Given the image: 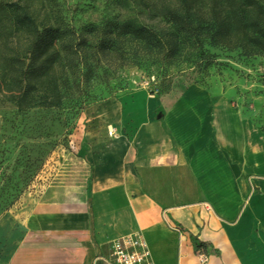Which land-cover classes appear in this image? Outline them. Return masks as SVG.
Returning <instances> with one entry per match:
<instances>
[{"label":"crops","instance_id":"0c3cea01","mask_svg":"<svg viewBox=\"0 0 264 264\" xmlns=\"http://www.w3.org/2000/svg\"><path fill=\"white\" fill-rule=\"evenodd\" d=\"M74 137L87 177L0 214V264H95L129 234L155 264H264V131L224 90L136 87Z\"/></svg>","mask_w":264,"mask_h":264},{"label":"rangeland","instance_id":"374dc122","mask_svg":"<svg viewBox=\"0 0 264 264\" xmlns=\"http://www.w3.org/2000/svg\"><path fill=\"white\" fill-rule=\"evenodd\" d=\"M9 1L26 5L41 25H68L85 37L88 45L82 63L92 69V75L86 81L85 69L71 73L70 86L82 82V90L61 107H36L19 113L17 106L0 94V214L20 206L31 193L42 195L59 184L74 185L78 174L87 177L85 167L79 168L83 153L74 137L81 120L89 107L136 87L158 95L183 92L192 84L222 89L264 131V56L209 47L218 55L219 64L202 72L172 67L171 89L161 92L148 70L131 64L126 46L113 52L101 41L116 23L126 20L152 27L163 25L159 16L147 13L143 0ZM86 93L91 98L88 106L81 108Z\"/></svg>","mask_w":264,"mask_h":264},{"label":"trees","instance_id":"16d2710c","mask_svg":"<svg viewBox=\"0 0 264 264\" xmlns=\"http://www.w3.org/2000/svg\"><path fill=\"white\" fill-rule=\"evenodd\" d=\"M143 6L164 24L126 20L101 41L113 52L126 46L131 64L148 70L161 92L171 89L172 67L202 72L219 64L209 47L264 56V0H143ZM87 45L73 27L41 25L20 1L0 0V94L19 113L61 107L82 90V82L70 86L71 73L85 69L86 81L92 75L82 63ZM83 96L81 108L91 98ZM194 242L198 249L206 246L197 238Z\"/></svg>","mask_w":264,"mask_h":264},{"label":"built area","instance_id":"2783aa9c","mask_svg":"<svg viewBox=\"0 0 264 264\" xmlns=\"http://www.w3.org/2000/svg\"><path fill=\"white\" fill-rule=\"evenodd\" d=\"M201 262L207 261V255L200 254ZM95 264H155L147 241L142 235L129 234L116 239L108 257H99Z\"/></svg>","mask_w":264,"mask_h":264}]
</instances>
